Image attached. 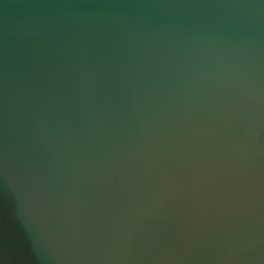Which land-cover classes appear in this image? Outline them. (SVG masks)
<instances>
[{"label": "water", "instance_id": "obj_1", "mask_svg": "<svg viewBox=\"0 0 264 264\" xmlns=\"http://www.w3.org/2000/svg\"><path fill=\"white\" fill-rule=\"evenodd\" d=\"M0 264H264V0H0Z\"/></svg>", "mask_w": 264, "mask_h": 264}]
</instances>
